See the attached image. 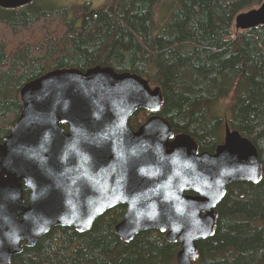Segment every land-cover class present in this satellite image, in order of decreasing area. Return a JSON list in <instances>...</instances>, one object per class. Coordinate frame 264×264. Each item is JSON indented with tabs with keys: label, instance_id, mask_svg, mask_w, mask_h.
<instances>
[{
	"label": "trees",
	"instance_id": "obj_1",
	"mask_svg": "<svg viewBox=\"0 0 264 264\" xmlns=\"http://www.w3.org/2000/svg\"><path fill=\"white\" fill-rule=\"evenodd\" d=\"M261 1L176 0L160 27L159 0H108L99 8L84 2L79 24L66 7L37 0L0 6V140L19 116L22 85L49 70L101 65L140 74L161 87L163 102L157 111L135 110L132 128L157 113L175 133L191 134L200 151L214 152L228 122L253 141L262 163L258 181L227 186L194 264H264V24L231 32L235 16ZM222 100L226 113L216 108ZM125 209H107L84 231L53 226L5 264H177L180 242L160 230H141L129 241L117 234Z\"/></svg>",
	"mask_w": 264,
	"mask_h": 264
},
{
	"label": "water",
	"instance_id": "obj_2",
	"mask_svg": "<svg viewBox=\"0 0 264 264\" xmlns=\"http://www.w3.org/2000/svg\"><path fill=\"white\" fill-rule=\"evenodd\" d=\"M234 24H264V0L240 11ZM20 95L19 116L0 140V264L53 226L88 230L117 204L126 206L115 225L123 240L158 229L180 242L177 264H194L197 241L213 234L227 186L263 174L253 141L228 122L214 152L200 151L191 134L175 133L157 113L132 128L135 110L157 111L163 102L161 87L137 73L61 67L24 83Z\"/></svg>",
	"mask_w": 264,
	"mask_h": 264
},
{
	"label": "rangeland",
	"instance_id": "obj_3",
	"mask_svg": "<svg viewBox=\"0 0 264 264\" xmlns=\"http://www.w3.org/2000/svg\"><path fill=\"white\" fill-rule=\"evenodd\" d=\"M37 1L39 3H45V4H48L50 6L54 5V6H58V7H66L71 16L74 14L75 15L78 14L77 15L78 18L76 20L77 24H79L82 20V12L83 11H82L81 6L84 4V2H90L91 7H93V8H99L108 2V0H37ZM175 1L176 0H159V2L156 4V6H155V17H156V22H157L158 27H160L162 25L164 19L166 21V19L169 17L168 11L173 6V3ZM259 4L260 3L253 4L244 10L254 8V7H258ZM240 31H243V30L237 29L235 27V24L233 23L232 27H231L232 36H234L237 32H240ZM216 108L218 109L219 113H226L228 111V106L224 102V100L219 102L217 104ZM224 130H225V127H224ZM224 130H223V134H222V137H223L222 142L224 140ZM222 142H220V143H222Z\"/></svg>",
	"mask_w": 264,
	"mask_h": 264
}]
</instances>
